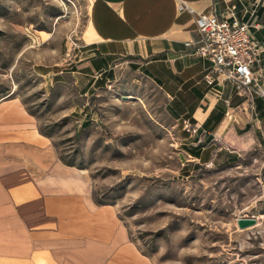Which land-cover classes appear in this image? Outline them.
<instances>
[{
  "label": "rangeland",
  "instance_id": "1",
  "mask_svg": "<svg viewBox=\"0 0 264 264\" xmlns=\"http://www.w3.org/2000/svg\"><path fill=\"white\" fill-rule=\"evenodd\" d=\"M91 3L0 0V101L22 99L153 264H264V148L193 161L166 94L131 66L110 86L79 82Z\"/></svg>",
  "mask_w": 264,
  "mask_h": 264
},
{
  "label": "crops",
  "instance_id": "2",
  "mask_svg": "<svg viewBox=\"0 0 264 264\" xmlns=\"http://www.w3.org/2000/svg\"><path fill=\"white\" fill-rule=\"evenodd\" d=\"M185 2L191 10L179 11ZM198 13L238 19L264 43V0H92L78 81L110 86L131 66L167 96L193 161L220 166L264 148V97L210 86L212 65L187 46ZM260 82L264 85V54ZM81 74V73H78ZM83 78V79H82ZM0 264H153L91 174L62 160L19 97L0 101Z\"/></svg>",
  "mask_w": 264,
  "mask_h": 264
},
{
  "label": "built area",
  "instance_id": "3",
  "mask_svg": "<svg viewBox=\"0 0 264 264\" xmlns=\"http://www.w3.org/2000/svg\"><path fill=\"white\" fill-rule=\"evenodd\" d=\"M191 10L181 1V13ZM198 36L188 42L199 57L209 61L205 80L210 86L226 83L236 85L246 94L257 93L264 97V85L260 82L259 65L264 54V43L254 35L251 26L238 19H220L215 14L198 13L196 17Z\"/></svg>",
  "mask_w": 264,
  "mask_h": 264
},
{
  "label": "water",
  "instance_id": "4",
  "mask_svg": "<svg viewBox=\"0 0 264 264\" xmlns=\"http://www.w3.org/2000/svg\"><path fill=\"white\" fill-rule=\"evenodd\" d=\"M258 223L256 218H244L238 220V225L241 229H247L256 226Z\"/></svg>",
  "mask_w": 264,
  "mask_h": 264
}]
</instances>
